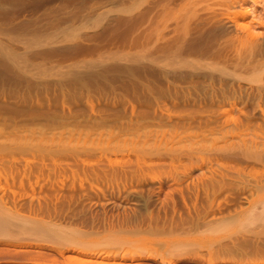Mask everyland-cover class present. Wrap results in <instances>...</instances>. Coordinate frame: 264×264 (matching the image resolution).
I'll return each mask as SVG.
<instances>
[{"label":"rangeland","instance_id":"obj_1","mask_svg":"<svg viewBox=\"0 0 264 264\" xmlns=\"http://www.w3.org/2000/svg\"><path fill=\"white\" fill-rule=\"evenodd\" d=\"M163 1L0 0V264H93L110 239V264L264 263V223L227 225L263 203L264 76L189 68L236 32L224 12L264 35V1Z\"/></svg>","mask_w":264,"mask_h":264},{"label":"bare ground","instance_id":"obj_2","mask_svg":"<svg viewBox=\"0 0 264 264\" xmlns=\"http://www.w3.org/2000/svg\"><path fill=\"white\" fill-rule=\"evenodd\" d=\"M183 1V0H182ZM203 1V0H202ZM201 1V2H202ZM247 1H249V0H238V3H241V2H244V3H248ZM251 1H255L256 2V0H251ZM262 1V0H261ZM260 1V2H261ZM264 1V0H263ZM162 2H164L163 0H162ZM209 2V1H208ZM257 3V2H256ZM255 3V4H256ZM164 4V3H163ZM172 4V3H171ZM203 4V3H202ZM258 4V3H257ZM219 5V4H218ZM252 5V4H251ZM260 5V4H259ZM177 6H178V4H177ZM217 7V3H216V5L214 4V2L213 3H208V4H206L205 6H204V8H201L204 12H205V9L206 10H208L209 12H207V13H209V16L211 17V16H213V12L212 11H210V10H218V7ZM182 8V7H181ZM216 8V9H215ZM242 8V7H241ZM246 8V7H245ZM154 9L155 8H153V12H154ZM167 9V8H166ZM166 9H165V11H166ZM192 9V11L193 12H191L192 14L191 15H193L194 14V17L196 16V14L195 13H197V11H198V13H199V11H200V13H201V9L199 10L197 7H196V9H194V8H191ZM194 9V10H193ZM264 9V8H263ZM169 10V9H168ZM149 11V10H148ZM171 11V10H170ZM173 11V10H172ZM183 11V10H182ZM227 11V10H226ZM252 11H253V9H252ZM251 11V12H252ZM189 12V13H190ZM212 12V13H211ZM218 12V11H217ZM228 12V11H227ZM254 12V11H253ZM163 13V12H162ZM162 13H160V14H162ZM178 13V12H177ZM197 13V17H198V14ZM248 13H250V11H237V12H234V13H222V15L221 16H224L225 18H223V21L221 20L220 21V23H222V22H224V25L222 26V27H224V26H227V25H234V27H235V29H236V32H230V31H228V29H227V32H226V34H225V32H223L224 33V36H222L223 38H224V40H226V41H224L223 43H221L220 44V47H219V49H221V52H219V50L217 51V52H219V53H214V55H213V57H211V58H207L206 57V55H205V58L206 59H198V60H194V62H192V64L194 65L193 67H191V64H190V67L189 68H196V67H198L197 69H195V70H199V68L201 69V70H203L204 71V68H206L207 69V71L209 70H212V71H219V72H224L225 74H229V72H233V73H237L238 75H239V77H263L264 76V35L262 34V33H259V31H258V26H257V30H256V24H255V22H254V20L251 22V21H247V18H246V16L248 15ZM186 14V13H185ZM211 14V15H210ZM219 14H221V13H219ZM218 14V15H219ZM144 16L146 15L145 13L143 14ZM148 15H150V13L148 14ZM190 15V16H191ZM218 15H217V17H218ZM255 14H253L252 13V16H254ZM160 16V15H159ZM205 16V15H204ZM208 16V15H207ZM216 16V15H215ZM194 17H193V19H194ZM203 17V16H202ZM216 17V18H217ZM263 17V16H262ZM148 18H149V16H148ZM147 18V19H148ZM175 18H176V16H175ZM199 18V17H198ZM212 18V17H211ZM215 18V17H214ZM258 19V17L256 16V17H254V19ZM145 19V18H144ZM174 19V18H173ZM200 19V18H199ZM259 19H261V18H259ZM177 20H178V18H177ZM210 21V19L209 20H207V22H209ZM149 22V21H148ZM174 23V22H173ZM185 24V21L184 22H182V24ZM254 23V24H253ZM163 24V23H162ZM184 24L182 25V27L184 26ZM176 25H177V29H179V28H181L180 26H181V23H180V25H179V23L177 22L176 23ZM178 25H179V27H178ZM214 25V24H213ZM148 28V27H147ZM168 28H170V27H168ZM220 28V27H219ZM227 28V27H226ZM156 29V28H155ZM184 29V28H183ZM182 28L180 29V31L181 30H183ZM215 30V29H214ZM233 30V29H232ZM261 30V29H260ZM185 31H187V30H185ZM226 31V30H225ZM175 32H177V31H175ZM155 33V32H154ZM172 33V32H171ZM180 33V32H179ZM184 33V32H183ZM188 34V33H187ZM219 36H220V33H219ZM172 38H170V40H171ZM153 41V40H152ZM173 41H174V38H173ZM180 41V40H179ZM174 42H178V40H176L175 39V41ZM150 44H151V42H149ZM168 44H169V42H167ZM173 43V42H172ZM159 46V45H158ZM157 46V47H158ZM170 46H171V41H170ZM173 46H174V44H173ZM160 48V47H159ZM162 48V47H161ZM188 48V47H187ZM173 49L175 50V52L173 53V55H171L172 57L174 56V58H175V60H174V63H172V65L171 66H177V65H181V64H183L184 62H185V60H187L188 59V57L186 56V54H185V56H184V52L186 51H184L183 50V46L182 47H173ZM185 49V48H184ZM159 50V49H158ZM162 50V49H161ZM165 50V49H164ZM167 50H168V48H167ZM170 50V49H169ZM171 50H172V47H171ZM155 51H156V49H155ZM209 51V50H208ZM158 52V51H157ZM164 53V52H163ZM167 53V52H166ZM169 53V52H168ZM167 53V54H168ZM192 52H190V54H191ZM204 53H206V52H204ZM208 53V52H207ZM225 53V54H224ZM159 54V53H158ZM166 54V55H167ZM193 54V53H192ZM215 54H216V56H215ZM218 55V56H217ZM191 56V55H190ZM194 56V55H193ZM187 57V58H186ZM173 58V59H174ZM219 59V60H216V59ZM156 59V58H155ZM209 60H210V62H209ZM188 61V60H187ZM191 63V62H190ZM152 64V63H151ZM186 64V63H185ZM168 66V65H167ZM188 66H189V64H188ZM166 69H167V67H166ZM179 71V70H178ZM167 72H168V70H167ZM190 73V72H189ZM192 75V74H191ZM196 76V75H195ZM201 76V75H200ZM229 76H231V74L229 75ZM233 76V75H232ZM260 93V92H259ZM226 100V99H225ZM243 100V99H242ZM233 102V101H232ZM240 102V101H239ZM244 103V102H243ZM222 104V103H221ZM229 104V103H228ZM228 104H227V106H228ZM231 105V104H230ZM162 106V105H161ZM262 106V105H261ZM205 107V106H204ZM216 108V107H215ZM231 108H233V105H231L230 106V109ZM223 109V108H222ZM232 110V109H231ZM218 111V110H217ZM217 111H216V113H217ZM219 116V115H218ZM170 119V118H169ZM163 120V119H162ZM161 120V121H162ZM166 120V119H165ZM166 124H167V122H166ZM160 136V135H159ZM158 137V136H157ZM155 138V137H154ZM186 138V137H185ZM258 141V140H257ZM257 141H254V140H251V141H249L248 143L246 142V144L244 143V145H245V147H244V151H245V153H246V151L247 152H249V151H251L250 149L251 148H258V146H259V142H257ZM151 143V142H150ZM261 143V142H260ZM249 144V145H248ZM256 149H255V151L254 152H256ZM259 149H260V147H259ZM263 150V149H262ZM243 152V151H242ZM253 152V153H254ZM258 152V151H257ZM264 152V151H263ZM244 153V152H243ZM245 153H244V156H245ZM247 154V153H246ZM262 154V153H261ZM257 155V154H256ZM247 157V156H246ZM250 158V157H249ZM145 165V164H144ZM225 175V174H224ZM223 175V176H224ZM248 175V174H247ZM247 175H245L246 176V179L248 178L247 177ZM263 175V174H262ZM226 176H227V174H226ZM228 176H230V175H228ZM244 176V177H245ZM249 176V175H248ZM225 177V176H224ZM237 177V176H236ZM239 177V176H238ZM251 177H253L252 176V174H251ZM258 179V178H257ZM224 180H227V179H224ZM229 180V179H228ZM244 181H245V179H243ZM209 181V180H208ZM222 182V181H221ZM243 182V181H242ZM246 183H247V186L246 187H243L244 188V190H245V192L246 193H244V194H248L247 196H245V197H240V201L241 200H250V198H253L254 196H256L257 194H258V192H261V191H259L260 190V188L262 187V184H263V181H262V183H261V181H259L261 184V186L260 185H256V182L257 181H255V182H252V180H246L245 181ZM244 182V183H245ZM209 183H211V182H209ZM258 183V182H257ZM9 185V184H8ZM237 186V185H236ZM245 186V185H244ZM264 186V185H263ZM214 189V188H213ZM241 189V188H240ZM263 189V188H262ZM1 190V189H0ZM218 190V189H217ZM264 190V189H263ZM242 191H243V189H242ZM241 193V192H240ZM213 195V194H212ZM240 195V194H239ZM216 195H214V197H215ZM244 196V195H243ZM232 201V200H231ZM234 201H235V199H234ZM246 201V202H247ZM254 202H255V200H253ZM252 201V202H253ZM3 202H4V200H3ZM233 202V201H232ZM244 202V201H243ZM248 202H250V201H248ZM213 203V202H212ZM237 203V202H236ZM245 203V202H244ZM251 204V203H250ZM222 205V204H221ZM237 205V204H236ZM257 205V203H255V207L254 206H252L251 208L250 207H248V209H239V211L238 210H236L235 211V214H231V216L232 215H234V216H232V217H230V220H229V218H228V224L227 225H237V224H239V226H246V225H249V224H257V222H263L264 223V198H263V203L261 204L262 205V207H258V206H256ZM13 206V205H12ZM217 206V205H216ZM219 207H221L220 205H218ZM213 207H215V205L213 206ZM238 209V208H237ZM210 210H211V208H210ZM222 210V209H221ZM221 219V218H220ZM221 221V222H220ZM219 222H220V224H217V223H219L218 221H215V222H211L210 221V223L209 222H207L208 224H204V226H202V228H203V230L206 232H209V231H216L217 232V230L219 231L223 226H224V222L222 223V220H220ZM229 221H230V223H229ZM231 222H233V223H231ZM237 224H236V223ZM239 222V223H238ZM243 223V224H242ZM35 225H36V223H35ZM203 225V224H202ZM221 225V226H220ZM223 225V226H222ZM37 226V225H36ZM40 226V225H39ZM238 226V225H237ZM221 227V228H220ZM185 228V227H184ZM201 228V229H202ZM220 228V229H219ZM189 230V229H188ZM200 230V229H199ZM183 232V231H182ZM185 233V232H184ZM28 235V234H27ZM258 238V237H257ZM248 240V239H247ZM252 240V239H251ZM258 240V239H257ZM237 241H238V239H237ZM255 241V243H256V240H254ZM263 241V240H262ZM239 242V241H238ZM90 243H92L93 244V246L94 247H100V248H102L103 250H102V252H101V254H98L97 256H95L94 258H96V260L93 262V264H110V262H108L109 261V259H110V257L112 256V254H115V252L114 251H112V247L110 248V244L112 243V241H111V239L110 240H105V241H101V242H97V241H91ZM237 243V242H236ZM250 243V242H249ZM253 243V242H252ZM91 244V245H92ZM113 244V243H112ZM235 244V243H234ZM238 244V243H237ZM253 245V244H252ZM251 245V246H252ZM255 245V244H254ZM253 245V246H254ZM180 248H183L184 246H182V245H178ZM74 247V246H73ZM91 247V246H90ZM225 247V246H224ZM178 247H176L175 249H177ZM242 248V247H241ZM253 248V253H252V256L254 257V258H258V257H262L263 258V256H264V242L262 243V242H260V240H259V242L254 246V247H252ZM93 250V249H92ZM91 250V251H92ZM217 250V249H216ZM240 250V249H239ZM65 251H67L68 252V250H65ZM72 251H73V249H72ZM94 251V250H93ZM70 252V251H69ZM172 252V251H171ZM248 252H249V250H248ZM252 252V251H251ZM91 252H89V253H87L88 255L90 254ZM92 254V253H91ZM213 254H214V252H213ZM116 256V255H115ZM134 257V256H133ZM203 257V256H202ZM214 258H215V256H213ZM217 257V256H216ZM142 258V255H140V258L138 259V258H135V259H133V260H136V261H138V260H140ZM252 259V258H251ZM264 259V258H263ZM262 259V260H263ZM261 260V259H260ZM262 260H261V262H262ZM165 261H166V259H165ZM247 261H249V259H247ZM252 261V260H251ZM256 261V260H255ZM88 262H89V260H88ZM168 262V261H167ZM258 262H260V261H258ZM82 263V262H81ZM114 264V263H113ZM120 264V263H119ZM125 264V263H124ZM138 264V263H137ZM139 264H142V263H139ZM246 264H249V263H246ZM253 264V263H252ZM264 264V263H263Z\"/></svg>","mask_w":264,"mask_h":264}]
</instances>
